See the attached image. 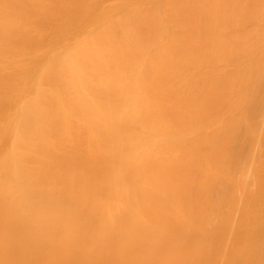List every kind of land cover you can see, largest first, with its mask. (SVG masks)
Wrapping results in <instances>:
<instances>
[{"label": "bare ground", "instance_id": "bare-ground-1", "mask_svg": "<svg viewBox=\"0 0 264 264\" xmlns=\"http://www.w3.org/2000/svg\"><path fill=\"white\" fill-rule=\"evenodd\" d=\"M0 264H264V0H0Z\"/></svg>", "mask_w": 264, "mask_h": 264}]
</instances>
